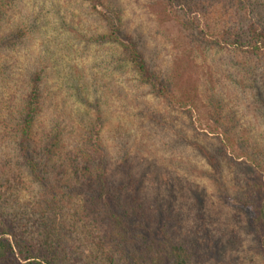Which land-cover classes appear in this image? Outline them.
I'll list each match as a JSON object with an SVG mask.
<instances>
[{"label":"trees","instance_id":"trees-1","mask_svg":"<svg viewBox=\"0 0 264 264\" xmlns=\"http://www.w3.org/2000/svg\"><path fill=\"white\" fill-rule=\"evenodd\" d=\"M82 2H89L94 11L102 8L98 15L103 19L112 18L108 37L100 40L121 45L142 83L188 122L186 132H176L179 148L193 150L207 162L223 193L240 183L244 193H236L234 199L258 213L257 229L264 230V200L258 198L264 199V166L250 155V137L238 142L241 127L234 120L236 111L228 110L229 103L237 100L236 95L228 99L234 90L249 96L246 101L254 98L264 104L263 1L166 0L167 22L191 39L184 68L178 65L168 72L152 69L151 54L141 45L142 39L127 32L115 1ZM25 25L19 39H11L4 51L19 52L41 30L37 19ZM212 56L218 58L215 63L224 79L203 81L201 75H210L207 59ZM187 68L199 77L182 81ZM7 72L0 82L4 78L16 89L7 85L13 90L2 110L9 113L16 153L41 197L32 214L26 206L25 211L10 214L0 206V264H76L68 246L71 228L96 233L101 243L93 242L122 264H197L196 249L171 237L167 224L143 199L134 165L124 160V165L120 161L113 167L98 135L93 137L86 127L74 138L65 106L60 108L48 89L45 68L33 69L22 90ZM244 165L254 168L258 181L234 179L232 184L227 174L234 178L235 173L229 169ZM71 211L74 215L68 221Z\"/></svg>","mask_w":264,"mask_h":264},{"label":"rangeland","instance_id":"rangeland-1","mask_svg":"<svg viewBox=\"0 0 264 264\" xmlns=\"http://www.w3.org/2000/svg\"><path fill=\"white\" fill-rule=\"evenodd\" d=\"M113 1L123 13L127 32L142 39L141 45L151 54L153 70L184 68L190 34L167 22L166 0ZM101 12L82 0H0V77L11 70L8 75L22 90L26 76L44 67L48 89L57 96L58 106H65L74 138L86 127L93 137L98 135L113 167L120 161L124 165V160L134 165L143 199L167 224L171 237L196 249L197 264H264V230L255 222L260 216L234 199L244 189L240 183L234 186L233 180L258 181L254 168L229 169L235 173L234 178L226 173L234 188L223 193L207 162L193 150L179 148L176 132L187 131L184 117L142 83L121 45L100 40L108 37L113 25L111 17L98 15ZM34 19L41 30L31 41L19 52L4 51L11 39H19L25 22ZM217 59H207L212 69L210 75H201L203 81L223 78ZM181 77L190 82L199 73L190 74L187 68ZM8 84L16 89L1 78L0 206L9 214L25 211L26 206L32 214L41 193L16 153L9 113L2 110L13 90ZM235 92H229V101L238 98L228 110L236 111L234 120L241 127L238 142L250 137V155L264 166V104L254 98L246 101L249 96ZM258 198L263 203V197ZM71 233L68 246L76 264H122L93 242L101 243L96 233L74 228Z\"/></svg>","mask_w":264,"mask_h":264}]
</instances>
